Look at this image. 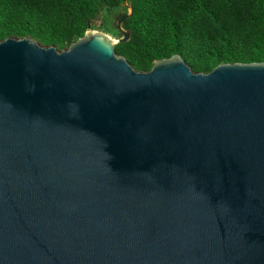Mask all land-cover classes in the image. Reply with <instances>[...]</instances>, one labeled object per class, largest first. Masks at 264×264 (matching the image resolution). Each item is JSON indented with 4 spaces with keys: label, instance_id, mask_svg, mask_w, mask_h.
Listing matches in <instances>:
<instances>
[{
    "label": "water",
    "instance_id": "obj_1",
    "mask_svg": "<svg viewBox=\"0 0 264 264\" xmlns=\"http://www.w3.org/2000/svg\"><path fill=\"white\" fill-rule=\"evenodd\" d=\"M118 31L0 41V264H264V62L138 72Z\"/></svg>",
    "mask_w": 264,
    "mask_h": 264
},
{
    "label": "trees",
    "instance_id": "obj_2",
    "mask_svg": "<svg viewBox=\"0 0 264 264\" xmlns=\"http://www.w3.org/2000/svg\"><path fill=\"white\" fill-rule=\"evenodd\" d=\"M120 8L112 26L118 31L122 20L131 37L115 53L138 72L173 55L203 74L264 62V0H0V41L29 37L62 51L93 30L102 11Z\"/></svg>",
    "mask_w": 264,
    "mask_h": 264
},
{
    "label": "rangeland",
    "instance_id": "obj_3",
    "mask_svg": "<svg viewBox=\"0 0 264 264\" xmlns=\"http://www.w3.org/2000/svg\"><path fill=\"white\" fill-rule=\"evenodd\" d=\"M124 10L122 8L115 10L112 13V16L108 15L107 12L102 11L99 17L94 21V29L95 31L103 32L110 36L113 39H117L119 33L117 30L113 28V19L117 18L120 14H122ZM67 49V48H66Z\"/></svg>",
    "mask_w": 264,
    "mask_h": 264
}]
</instances>
